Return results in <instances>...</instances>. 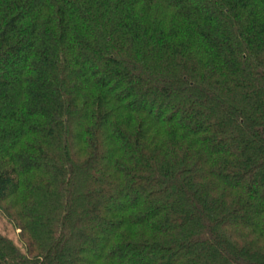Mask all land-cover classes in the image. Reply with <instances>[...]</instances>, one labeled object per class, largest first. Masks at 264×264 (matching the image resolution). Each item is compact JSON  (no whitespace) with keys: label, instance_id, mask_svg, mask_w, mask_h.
<instances>
[{"label":"trees","instance_id":"obj_1","mask_svg":"<svg viewBox=\"0 0 264 264\" xmlns=\"http://www.w3.org/2000/svg\"><path fill=\"white\" fill-rule=\"evenodd\" d=\"M0 264H264V0H0Z\"/></svg>","mask_w":264,"mask_h":264},{"label":"rangeland","instance_id":"obj_2","mask_svg":"<svg viewBox=\"0 0 264 264\" xmlns=\"http://www.w3.org/2000/svg\"><path fill=\"white\" fill-rule=\"evenodd\" d=\"M0 232L11 238L15 243L17 244L21 243L19 230L13 227V225L7 224L5 222H1Z\"/></svg>","mask_w":264,"mask_h":264}]
</instances>
